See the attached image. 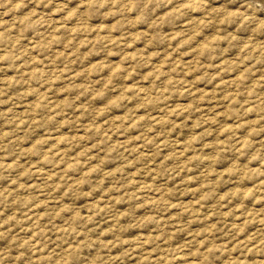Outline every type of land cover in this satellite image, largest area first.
<instances>
[{"label": "rangeland", "instance_id": "374dc122", "mask_svg": "<svg viewBox=\"0 0 264 264\" xmlns=\"http://www.w3.org/2000/svg\"><path fill=\"white\" fill-rule=\"evenodd\" d=\"M0 264H264V0H0Z\"/></svg>", "mask_w": 264, "mask_h": 264}, {"label": "bare ground", "instance_id": "6f19581e", "mask_svg": "<svg viewBox=\"0 0 264 264\" xmlns=\"http://www.w3.org/2000/svg\"><path fill=\"white\" fill-rule=\"evenodd\" d=\"M40 170H41V169H40ZM35 172H36V171H35ZM46 173H47V172H46ZM40 174L43 175L42 173H40ZM46 175H47V174H46ZM46 175H45V176H46Z\"/></svg>", "mask_w": 264, "mask_h": 264}]
</instances>
